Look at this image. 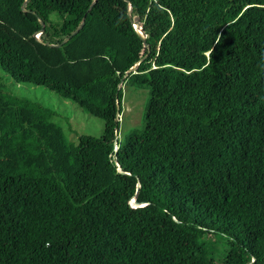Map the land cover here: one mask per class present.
<instances>
[{
	"label": "trees",
	"instance_id": "trees-1",
	"mask_svg": "<svg viewBox=\"0 0 264 264\" xmlns=\"http://www.w3.org/2000/svg\"><path fill=\"white\" fill-rule=\"evenodd\" d=\"M0 67L103 121L0 86V264H264V0H0Z\"/></svg>",
	"mask_w": 264,
	"mask_h": 264
},
{
	"label": "rangeland",
	"instance_id": "rangeland-1",
	"mask_svg": "<svg viewBox=\"0 0 264 264\" xmlns=\"http://www.w3.org/2000/svg\"><path fill=\"white\" fill-rule=\"evenodd\" d=\"M0 86L10 95L23 97L51 110L54 113L52 122L60 127L66 141L77 144L82 135L100 138L103 131V121L90 116L75 104L64 100L55 93L41 86L18 83L0 67ZM149 88L124 84L122 88V112L119 117L118 139L124 140L131 132L143 127V116L149 100ZM131 207H137L130 201ZM224 239L217 240L212 245L217 250L224 247Z\"/></svg>",
	"mask_w": 264,
	"mask_h": 264
},
{
	"label": "water",
	"instance_id": "water-1",
	"mask_svg": "<svg viewBox=\"0 0 264 264\" xmlns=\"http://www.w3.org/2000/svg\"><path fill=\"white\" fill-rule=\"evenodd\" d=\"M82 26H83V22H82V24L80 25V27H79L78 29H76V30L73 32V34H71V36H73V35H75L76 33H78V31L82 28ZM133 27H134L136 33L139 35V37H140L141 39H144V35H143V33H142L141 29H140V25H139L137 22H133ZM71 36L67 37V38L62 42V44L65 43V42H67V41L70 39ZM60 45H61V44H60ZM60 45H57V47H59ZM138 64H139V63L135 64V65H134V66H133V67L127 72V74H129V73H134V70L137 68ZM121 85H122V83L120 84L119 87H121ZM116 123H117V120H116ZM135 203H136V202H135ZM136 204L139 206L138 203H136Z\"/></svg>",
	"mask_w": 264,
	"mask_h": 264
},
{
	"label": "clouds",
	"instance_id": "clouds-1",
	"mask_svg": "<svg viewBox=\"0 0 264 264\" xmlns=\"http://www.w3.org/2000/svg\"><path fill=\"white\" fill-rule=\"evenodd\" d=\"M135 203V202H134ZM136 204V203H135ZM137 205V204H136Z\"/></svg>",
	"mask_w": 264,
	"mask_h": 264
}]
</instances>
